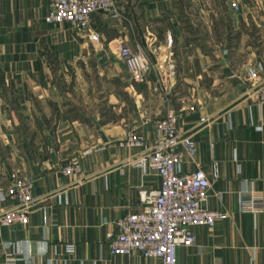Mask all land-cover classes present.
<instances>
[{
    "label": "crops",
    "instance_id": "1",
    "mask_svg": "<svg viewBox=\"0 0 264 264\" xmlns=\"http://www.w3.org/2000/svg\"><path fill=\"white\" fill-rule=\"evenodd\" d=\"M118 3L130 23L93 14V42L46 22L49 0H0V189L30 175L37 198L27 225L0 226V264H160L110 243L117 221L143 210L140 192L161 186L134 163L140 149L119 142L135 128L153 143L168 112L196 144L194 156L181 148L179 170L203 169L204 206L226 213L193 228L178 263L264 264V103L245 80L249 65L264 77V0ZM121 45L156 64L144 80ZM71 163L81 174L62 172Z\"/></svg>",
    "mask_w": 264,
    "mask_h": 264
},
{
    "label": "built area",
    "instance_id": "2",
    "mask_svg": "<svg viewBox=\"0 0 264 264\" xmlns=\"http://www.w3.org/2000/svg\"><path fill=\"white\" fill-rule=\"evenodd\" d=\"M49 1L50 11L45 17L46 22L68 23L93 42L100 40L99 32L91 24L93 14L103 12L114 20L130 23L127 12L121 8L118 0ZM232 6L237 8L235 3ZM168 40L171 44V38ZM119 51L134 80H144L156 66L141 45L135 51L121 45ZM157 67L162 68L163 65ZM246 71L245 80L257 87L258 98L264 103V77L260 74V67L249 65ZM189 110H194V107L191 106ZM177 118L175 112H168L157 119L154 123L156 138L151 144L135 128L119 142L120 146L140 149L134 163L157 173L161 177V186L158 190L141 191L143 210L117 221L118 233L110 243V253L113 255L140 252L146 258L159 260L160 264H179L178 248L195 243L193 228L213 227L216 221L226 217V213L204 206L211 188L206 172L203 169L191 173L179 170L183 161L181 148L194 156L196 144L190 135L179 129ZM62 172L81 174L78 165L72 163L63 167ZM213 173L216 177V171ZM33 187L34 179L28 175L15 179L6 190L0 189V203L10 202L8 207L0 210V226L29 223L31 209L37 204ZM242 206L245 210L261 208L251 204Z\"/></svg>",
    "mask_w": 264,
    "mask_h": 264
}]
</instances>
